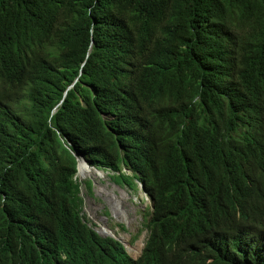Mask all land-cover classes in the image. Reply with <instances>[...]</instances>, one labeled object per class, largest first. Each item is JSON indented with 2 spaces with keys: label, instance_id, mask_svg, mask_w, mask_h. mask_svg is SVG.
<instances>
[{
  "label": "trees",
  "instance_id": "obj_1",
  "mask_svg": "<svg viewBox=\"0 0 264 264\" xmlns=\"http://www.w3.org/2000/svg\"><path fill=\"white\" fill-rule=\"evenodd\" d=\"M77 156L251 199L249 176L264 182V0H0V264L102 242L81 221ZM208 252L264 264V245L193 236L171 262Z\"/></svg>",
  "mask_w": 264,
  "mask_h": 264
},
{
  "label": "clouds",
  "instance_id": "obj_2",
  "mask_svg": "<svg viewBox=\"0 0 264 264\" xmlns=\"http://www.w3.org/2000/svg\"><path fill=\"white\" fill-rule=\"evenodd\" d=\"M80 161L97 172L110 174L112 181L121 187L120 196L133 205L134 217L130 218L115 200L99 222L100 229L89 223L77 176ZM122 173L130 176L131 181L122 179L123 185L119 184L116 176ZM75 179L80 183L78 194L83 198L81 221L102 242L76 251L62 249L56 264H173L171 259L180 251L184 238L192 236L218 244L224 240L232 250L264 245V202L261 201L264 182L254 180L251 175L249 200L240 194H229L211 178L203 179V190L199 191L192 183L185 186L173 180L167 182L157 175L141 178L138 171L125 165L120 170L100 169L82 156H77ZM85 185L92 192V180L87 179ZM206 263L219 261L208 252Z\"/></svg>",
  "mask_w": 264,
  "mask_h": 264
},
{
  "label": "rangeland",
  "instance_id": "obj_3",
  "mask_svg": "<svg viewBox=\"0 0 264 264\" xmlns=\"http://www.w3.org/2000/svg\"><path fill=\"white\" fill-rule=\"evenodd\" d=\"M78 180L81 183V194L84 197V212L90 218L89 223L96 229L102 227L101 222L103 215L110 211L114 201L121 204L126 209L130 218L134 217V207L131 203L124 201L120 196L122 193L121 187L116 185L110 178V174L104 172L103 174L93 173H78ZM92 180V192L86 188L85 181ZM119 184L123 185V180L116 179Z\"/></svg>",
  "mask_w": 264,
  "mask_h": 264
},
{
  "label": "bare ground",
  "instance_id": "obj_4",
  "mask_svg": "<svg viewBox=\"0 0 264 264\" xmlns=\"http://www.w3.org/2000/svg\"><path fill=\"white\" fill-rule=\"evenodd\" d=\"M79 170H80V173H84V174L97 172L94 168L89 167L84 161H80ZM97 173L103 174L102 172H97Z\"/></svg>",
  "mask_w": 264,
  "mask_h": 264
},
{
  "label": "water",
  "instance_id": "obj_5",
  "mask_svg": "<svg viewBox=\"0 0 264 264\" xmlns=\"http://www.w3.org/2000/svg\"><path fill=\"white\" fill-rule=\"evenodd\" d=\"M78 168H79V164H78Z\"/></svg>",
  "mask_w": 264,
  "mask_h": 264
}]
</instances>
